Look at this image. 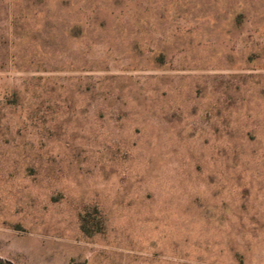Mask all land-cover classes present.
Returning <instances> with one entry per match:
<instances>
[{"label": "rangeland", "instance_id": "374dc122", "mask_svg": "<svg viewBox=\"0 0 264 264\" xmlns=\"http://www.w3.org/2000/svg\"><path fill=\"white\" fill-rule=\"evenodd\" d=\"M0 264H264V0H0Z\"/></svg>", "mask_w": 264, "mask_h": 264}]
</instances>
